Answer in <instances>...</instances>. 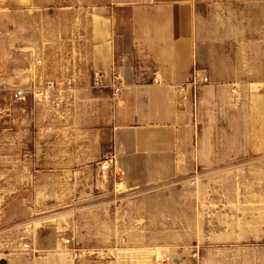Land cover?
Wrapping results in <instances>:
<instances>
[{
  "label": "crops",
  "instance_id": "0c3cea01",
  "mask_svg": "<svg viewBox=\"0 0 264 264\" xmlns=\"http://www.w3.org/2000/svg\"><path fill=\"white\" fill-rule=\"evenodd\" d=\"M7 14L0 47L22 51L0 57V191L23 192L22 217L42 213L53 236L71 231L74 264H179L183 224L197 214L176 182L192 175L197 149L194 94L178 87L196 65L207 90L264 80V0H0ZM109 157L121 187L102 179ZM40 233L38 251L73 264Z\"/></svg>",
  "mask_w": 264,
  "mask_h": 264
},
{
  "label": "rangeland",
  "instance_id": "374dc122",
  "mask_svg": "<svg viewBox=\"0 0 264 264\" xmlns=\"http://www.w3.org/2000/svg\"><path fill=\"white\" fill-rule=\"evenodd\" d=\"M34 18L43 23L54 19L43 14ZM0 22L13 30L15 15H0ZM6 34L8 41L14 38L13 32ZM21 51L0 47V57ZM187 119L197 149L195 169L176 182L181 191L176 198L192 202L197 219L183 224L177 248L182 254L175 262L264 264V80L194 93ZM23 196L0 191V264H62L37 250L38 233L43 242L53 235L41 220L42 213L35 221L22 217ZM52 238L58 244L57 254H71L66 255L67 263L81 261L76 247L64 244L69 238L75 243L71 231L60 230ZM154 259L173 264L171 257Z\"/></svg>",
  "mask_w": 264,
  "mask_h": 264
},
{
  "label": "built area",
  "instance_id": "2783aa9c",
  "mask_svg": "<svg viewBox=\"0 0 264 264\" xmlns=\"http://www.w3.org/2000/svg\"><path fill=\"white\" fill-rule=\"evenodd\" d=\"M154 82L155 83L159 82L157 76L154 78ZM209 83H210V80H209L208 75L204 73L203 70H201L196 65L192 70L190 80L187 83L180 85L178 87V91L182 95H185L189 89L192 90L193 94L199 93ZM94 85L98 88L107 87L103 75L95 74ZM111 85H112L111 88L114 90V92L116 94L119 93L121 82L119 81L115 73H112ZM55 86L57 87L56 83L51 81L47 84L46 88L47 90H52L55 88ZM33 94H34L33 90H18L14 93L13 96L15 99H25L29 96H32ZM114 164H115L114 159L110 157L99 163V169L102 173V179L107 181L110 176L109 173H112L113 178L117 180L116 182L117 185L121 187L124 184V180L117 174ZM64 244H66L68 247H73L74 238L65 239Z\"/></svg>",
  "mask_w": 264,
  "mask_h": 264
}]
</instances>
